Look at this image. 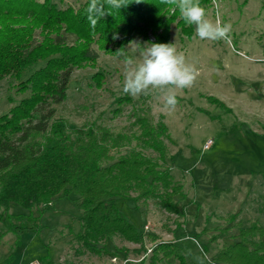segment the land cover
Returning <instances> with one entry per match:
<instances>
[{
  "label": "rangeland",
  "instance_id": "rangeland-1",
  "mask_svg": "<svg viewBox=\"0 0 264 264\" xmlns=\"http://www.w3.org/2000/svg\"><path fill=\"white\" fill-rule=\"evenodd\" d=\"M52 1L61 9H78L86 2ZM205 8L213 21L231 22V39L201 40L194 26L189 37L182 32L179 17L171 24L170 42L199 70L192 87L177 91L174 111L166 109L154 92L125 94L122 57L114 54V44L102 49L97 43L93 48L99 58L74 67L67 99L51 106L53 121L65 122L73 132L105 128L127 135L120 150L112 151L115 158L136 150L158 159L138 139L136 120L146 118L147 112L154 127L164 120L169 136L157 139L169 157L162 167L183 186L184 195L177 198L181 214L166 211L157 199L124 201L136 225L157 240L146 237L137 244L117 235L93 244L97 250H92L77 237L81 213L75 195L60 194L44 212L42 206L27 210L11 203L2 208L0 264H179L175 259L154 261L153 248L159 242H178L187 264H220L214 260L223 245L241 241L239 228L253 222L264 227V0H211ZM33 37L42 42L41 30ZM150 39L155 40L152 35ZM69 40L68 47H78L73 36ZM20 85L13 75L0 79V118L31 93L21 91ZM209 97L223 101L232 112ZM37 116L36 122L40 113ZM210 140L212 147L204 151ZM16 215L37 218L38 230L14 234L10 225L26 222ZM106 250L115 253L117 262Z\"/></svg>",
  "mask_w": 264,
  "mask_h": 264
},
{
  "label": "trees",
  "instance_id": "trees-1",
  "mask_svg": "<svg viewBox=\"0 0 264 264\" xmlns=\"http://www.w3.org/2000/svg\"><path fill=\"white\" fill-rule=\"evenodd\" d=\"M210 1L201 0V4L207 7ZM128 2L119 11L106 6L110 13L93 29L85 13L89 0L78 9H61L52 0H0V79L13 75L21 91L31 92L9 115L0 118V224L4 221L2 208L11 203L27 210L42 206L40 211L44 212L53 207V200L60 194L75 195L81 213L77 237L97 250L93 244L117 235L137 244H143L146 237L157 240L136 225L125 211L124 201L157 199L166 211L181 214L177 198L184 195L183 186L176 183L169 168L162 167L169 157L168 149L157 139L169 136L164 120L154 127L148 112L146 118L139 116L136 120L141 130L138 139L155 151L158 159L136 150L115 158L112 151L120 150L129 140L127 135H115L105 128L73 132L65 122L53 121L55 109L51 106L67 99L73 68L99 58L95 43L102 49L114 44V54L136 39L171 43V24L179 17L178 12L160 0ZM178 24L185 35H193V26L181 19ZM35 30H41L42 42L33 37ZM117 33L120 39L113 40ZM71 36L77 48L68 47ZM209 100L232 112L223 101ZM37 113L40 117L36 122ZM18 216L26 222L10 225L14 234L38 230L37 218ZM239 231L241 241L224 244L214 261L264 264V227L253 222ZM153 252L156 262L175 259L187 264L178 242H159Z\"/></svg>",
  "mask_w": 264,
  "mask_h": 264
},
{
  "label": "clouds",
  "instance_id": "clouds-1",
  "mask_svg": "<svg viewBox=\"0 0 264 264\" xmlns=\"http://www.w3.org/2000/svg\"><path fill=\"white\" fill-rule=\"evenodd\" d=\"M137 3L140 0H136ZM173 12L179 13L185 25L194 26L195 34L201 40L228 41L231 39V22L222 23L208 18L201 0H160ZM128 0H89L85 13L90 26L95 29L109 10L127 7ZM119 34L112 36L119 39ZM116 55L122 57L124 66L123 92L132 97L154 92L157 99L164 101V107L174 111L177 91L192 87L199 75L195 63L187 60L184 52L178 51L175 43L129 41L126 48H120Z\"/></svg>",
  "mask_w": 264,
  "mask_h": 264
},
{
  "label": "built area",
  "instance_id": "built-area-1",
  "mask_svg": "<svg viewBox=\"0 0 264 264\" xmlns=\"http://www.w3.org/2000/svg\"><path fill=\"white\" fill-rule=\"evenodd\" d=\"M212 145H213V141L212 140H210V141H208L206 144H205V146H204V151H208V150H210V148L212 147ZM147 229H148V227H146ZM112 262H117L116 261V258H113L112 259ZM127 262L128 261H126V262H124V264H127Z\"/></svg>",
  "mask_w": 264,
  "mask_h": 264
}]
</instances>
